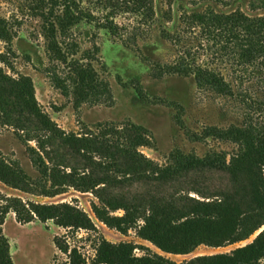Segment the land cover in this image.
<instances>
[{"label": "rangeland", "instance_id": "374dc122", "mask_svg": "<svg viewBox=\"0 0 264 264\" xmlns=\"http://www.w3.org/2000/svg\"><path fill=\"white\" fill-rule=\"evenodd\" d=\"M143 1L146 8L152 9L150 15L136 11L138 0H75L76 13L83 20L68 33L57 32L59 47L70 59L91 60L100 80L110 88V94L99 93L77 101L67 64L48 51L47 24L36 9L40 5L38 0H0V17L7 20L15 36L13 51L7 53L11 65L2 66L4 72L13 80L31 79L41 111L61 130L76 133L86 140V143H79L78 149V145L71 146L45 132L40 121L30 116V109L20 96L18 82L0 77V156L7 167L19 165L32 180L17 181L8 172L7 178L20 184L25 191L0 181V206L6 204L8 198H18L26 204L63 203L80 208L96 224L98 233H88L91 236L88 237L86 232L80 231L70 241L89 260L94 256V244L99 235L114 244L145 246L177 264L202 256L230 253L251 243L264 227L239 244L218 248L201 245L189 254L175 255L164 253L140 238L135 228L126 234L108 228L93 213L92 205L103 202L110 207L156 202L161 209H169V205L171 211L184 215L193 210L196 201L212 202L217 197L228 198V204H236L241 210H247L250 204L251 188L246 173L233 176L224 171L199 169L171 181H154L146 164L136 157L129 158L122 149L96 143L88 133L95 130V125L106 122L143 126L153 139L150 145L139 147L138 151L148 160L165 166L175 149L199 157L223 153L228 155V160L238 153L237 144L207 137L209 128L244 129L252 125L253 129L264 132V60L252 65L241 64L234 45L224 37L207 39L199 30H189L185 23L193 12L207 9L264 18L261 1ZM42 5L46 12L53 7L50 0ZM54 6V12L58 13L59 5ZM165 33L170 38L180 36L181 42L176 44L165 37ZM0 51L7 52L2 41ZM185 51L195 57L197 63L220 72L231 93L199 89L193 75L172 73V64ZM65 89L68 95L63 93ZM177 112L184 126L176 122ZM20 135L36 139L26 144ZM28 146L38 149L49 168L54 169L55 175L50 181L42 178L34 167ZM114 159H121L122 167L114 172L106 170L105 164L110 166ZM253 162H258V158ZM74 169L86 174L92 183H101L94 193L77 189L79 183L68 176ZM255 169L251 164L250 173ZM30 182H41V188L60 187L61 193L51 197L42 195ZM114 214L122 216L124 211L119 209ZM139 224L143 225V221ZM1 230L9 241L14 264H62L66 260L53 242L54 237L64 236L66 231L53 221L21 224L11 211L5 216ZM134 253L142 256L146 252L135 249ZM0 264H7L1 253Z\"/></svg>", "mask_w": 264, "mask_h": 264}, {"label": "trees", "instance_id": "16d2710c", "mask_svg": "<svg viewBox=\"0 0 264 264\" xmlns=\"http://www.w3.org/2000/svg\"><path fill=\"white\" fill-rule=\"evenodd\" d=\"M53 7L46 12L43 7L45 0H38L40 5L36 8L46 20L45 39L48 51L54 53L55 58L67 64L71 73L72 85L77 92V101L85 100L88 97L99 93L110 94L109 84L100 80L91 60L70 59L59 47L57 32L68 33L78 25L82 16L76 13L75 0H50ZM60 1V2H59ZM264 5V0H260ZM59 5V12H54V5ZM136 11L143 15H150L152 9L145 6L143 0H138ZM47 15V16H46ZM189 30H199L203 37L214 38L221 36L230 44L234 45L235 52L241 64L252 65L264 60V18L249 17L241 13H217L213 10L193 12L185 20ZM169 34L164 36L170 38ZM14 33L5 18L0 17V41L6 47L7 52L0 51V77L8 76L2 66L9 67L11 64L7 53L12 52ZM180 43V36L170 38ZM185 49V47H183ZM172 73L183 76L193 75L199 89H210L222 94H230V88L224 76L209 66L196 62L195 57L187 51L183 52L174 64ZM18 82L21 87L20 96L30 109V116L35 117L43 125L45 132L50 133L56 139L73 146L86 143L84 138L78 137L76 133H66L56 126L49 116L41 111L35 96V90L31 79L22 77ZM65 95L68 91L63 90ZM174 105V104H173ZM176 122L184 126L182 118L177 112ZM248 128L232 127L227 130L209 128L206 131L207 137H215L231 141L238 145V153L228 160V155L223 153H208L199 157L195 153L186 154L182 150H173L165 166L148 160L139 151V147L148 146L153 137L151 132L143 126L134 123L118 124L115 122L99 123L94 126L90 135L96 143H103L107 147L122 149L129 158L139 159L146 164L154 181H171L177 176L199 169L219 170L231 173L236 176L246 173L251 188L250 204L247 210H241L236 204H228V198L222 197L212 202L196 201V205L189 214H182L180 211H171V206L161 209L159 203L151 202L148 205L131 206H108L104 202L101 205L93 204L92 210L96 218L110 229H115L122 234L128 233L132 228L137 230V235L155 245L159 250L167 254L185 255L193 252L201 245L208 247H225L239 244L249 240L264 227V132ZM87 133H85V136ZM31 136L20 135L19 138L27 144ZM80 143V144H79ZM75 146V147H76ZM40 147V145H39ZM43 147V146H41ZM27 151L34 167L39 171L42 178L50 181L55 171L49 168L44 157L36 148L28 146ZM73 155V154H72ZM258 158V162L255 161ZM251 164L255 170L251 171ZM121 159H114L110 166L105 164V169L116 171L122 167ZM11 173L17 181H32L26 172L17 165L15 168L7 167L0 156V181L16 189H25L9 180L7 174ZM74 182L79 183L77 189L82 192H93L97 185L92 183L86 174L73 170L68 175ZM31 184V182H30ZM41 182H35V190L45 196H54L61 193V188L39 186ZM40 187V188H38ZM94 193V192H93ZM96 195H99L97 193ZM122 209L124 214L116 216L115 211ZM14 212L16 220L21 224H27L36 220L42 223L53 221L55 225L64 229V236L54 237V245L59 253L66 256L62 264H177L171 259L157 254L145 246H134L128 243L114 244L108 241L103 235L96 237L94 244V256L89 260L78 247L72 245L71 237H77L80 231L98 233L93 220L83 210L69 204H38L24 203L18 198H8L6 204L0 206V253L7 264H14L10 255V244L3 236L1 227L4 224L5 216ZM143 221V225L139 222ZM88 237H91L88 234ZM80 238V239H88ZM135 249H141L146 253L137 256ZM55 259V257H54ZM264 261V230L249 244L239 247L230 253L216 254L211 256L198 257L191 261H184L180 264H260Z\"/></svg>", "mask_w": 264, "mask_h": 264}]
</instances>
